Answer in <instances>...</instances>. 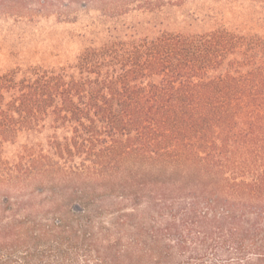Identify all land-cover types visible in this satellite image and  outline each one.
Segmentation results:
<instances>
[{"label":"trees","instance_id":"1","mask_svg":"<svg viewBox=\"0 0 264 264\" xmlns=\"http://www.w3.org/2000/svg\"><path fill=\"white\" fill-rule=\"evenodd\" d=\"M27 2L0 16L54 7ZM189 27L90 29L67 65L0 69V264L71 233L98 264H264V19ZM69 191L74 227L40 220Z\"/></svg>","mask_w":264,"mask_h":264},{"label":"rangeland","instance_id":"2","mask_svg":"<svg viewBox=\"0 0 264 264\" xmlns=\"http://www.w3.org/2000/svg\"><path fill=\"white\" fill-rule=\"evenodd\" d=\"M53 8L48 16L36 22H18L14 18L0 16V69H8L19 64H41L45 66H64L74 61L81 49L79 38L89 32H100L102 36L108 30L132 29L134 26L143 31L150 30L202 31L214 20L234 27H242L253 18L264 19V3L255 0H49ZM87 4V8L84 6ZM27 5L37 9V0H28ZM69 7H65V6ZM23 10V8H22ZM14 10L7 9L4 12ZM9 15V16H10ZM114 17V18H110ZM92 26V27H91ZM11 150V149H10ZM74 185H72V189ZM66 192L65 206L59 215L42 214L44 223L61 221L65 226L74 227V213L70 206L74 200ZM107 220V219H106ZM43 264H98L97 258L83 255L74 256V234L66 237L65 246L59 253L49 247H43ZM253 258V257H252ZM215 259V260H214ZM213 257L205 264H225ZM254 264H260L255 261ZM181 261L193 264L189 256ZM203 262L199 264H204Z\"/></svg>","mask_w":264,"mask_h":264}]
</instances>
